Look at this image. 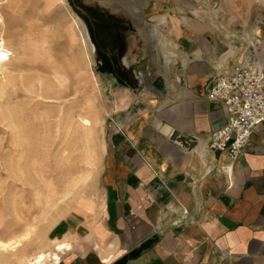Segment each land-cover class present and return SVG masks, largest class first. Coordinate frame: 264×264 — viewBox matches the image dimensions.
Returning <instances> with one entry per match:
<instances>
[{"label": "crops", "instance_id": "1", "mask_svg": "<svg viewBox=\"0 0 264 264\" xmlns=\"http://www.w3.org/2000/svg\"><path fill=\"white\" fill-rule=\"evenodd\" d=\"M148 9L168 16L170 42L128 51L133 84L112 87L122 106L107 125L99 202L83 198L50 229L65 247L41 264H264V121L232 162L209 147L228 114L207 97L216 63L247 55L264 67V0L229 14L222 1L210 10L202 0H146ZM169 49L176 79L161 65ZM145 63L153 75L142 90L132 73Z\"/></svg>", "mask_w": 264, "mask_h": 264}, {"label": "rangeland", "instance_id": "2", "mask_svg": "<svg viewBox=\"0 0 264 264\" xmlns=\"http://www.w3.org/2000/svg\"><path fill=\"white\" fill-rule=\"evenodd\" d=\"M219 1L229 14L242 0L202 3L212 10ZM145 5L146 0H0V43L13 58L6 64L8 78L0 74V238L30 230L21 256L0 254V264H25L18 258L34 260L45 250L51 258L59 254L64 243L51 238L50 229L79 211L83 198L98 204L107 125L122 106L114 109L112 87L133 84L126 55L130 49L134 57L140 49L153 54L161 40L170 42L168 16L162 9L146 14L151 10ZM163 52L161 65L171 75L173 66L174 78L176 56ZM132 75L144 90L151 64ZM74 112L83 121L91 118L90 133L77 118L60 122L61 114Z\"/></svg>", "mask_w": 264, "mask_h": 264}, {"label": "built area", "instance_id": "3", "mask_svg": "<svg viewBox=\"0 0 264 264\" xmlns=\"http://www.w3.org/2000/svg\"><path fill=\"white\" fill-rule=\"evenodd\" d=\"M216 67L207 97L222 104L228 120L212 132L209 147L226 153L234 162L264 121V67L249 61L247 55L229 68H221L220 63Z\"/></svg>", "mask_w": 264, "mask_h": 264}, {"label": "bare ground", "instance_id": "4", "mask_svg": "<svg viewBox=\"0 0 264 264\" xmlns=\"http://www.w3.org/2000/svg\"><path fill=\"white\" fill-rule=\"evenodd\" d=\"M2 21V20H1ZM3 39V38H2ZM11 55V51H9V49H7L2 43H0V74L2 73L3 78L7 79L8 78V69L6 68V64L12 61V56ZM19 55L21 56H27V53L25 51H20ZM14 57V56H13ZM20 60V58L18 59ZM18 62V61H17ZM77 66V71L81 70V68L79 67L78 64H75ZM4 83L2 82L0 85V89H4ZM58 95H62V91L58 90L57 91ZM63 96V95H62ZM87 114L89 110H86ZM79 116H81L80 114L77 113H66L65 115L61 114L60 115V122L61 120H63L64 118L69 121L72 120L73 118H77L78 121L80 122V124H82L84 127V129L86 130L87 133H90V130L92 128V120L90 117L85 116V120L83 121V119H79ZM90 116V114H89ZM93 116V115H92ZM30 234V230H25L23 233L21 234H11L9 237H7L6 239H2L0 238V254H8V255H16V256H21L19 255V248L20 245L28 238V235ZM37 256H35L34 260L31 257H27V258H22L19 257V261H24L25 264H41L44 261L50 260L51 259V252L49 250H45L44 252H39L36 254Z\"/></svg>", "mask_w": 264, "mask_h": 264}, {"label": "trees", "instance_id": "5", "mask_svg": "<svg viewBox=\"0 0 264 264\" xmlns=\"http://www.w3.org/2000/svg\"><path fill=\"white\" fill-rule=\"evenodd\" d=\"M109 59L105 57V61H108ZM110 72H113L112 70H110Z\"/></svg>", "mask_w": 264, "mask_h": 264}, {"label": "water", "instance_id": "6", "mask_svg": "<svg viewBox=\"0 0 264 264\" xmlns=\"http://www.w3.org/2000/svg\"><path fill=\"white\" fill-rule=\"evenodd\" d=\"M176 136V132L173 133V136L172 137H175Z\"/></svg>", "mask_w": 264, "mask_h": 264}]
</instances>
